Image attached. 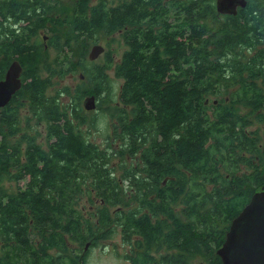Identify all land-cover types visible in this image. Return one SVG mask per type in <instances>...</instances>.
<instances>
[{"label":"trees","instance_id":"trees-1","mask_svg":"<svg viewBox=\"0 0 264 264\" xmlns=\"http://www.w3.org/2000/svg\"><path fill=\"white\" fill-rule=\"evenodd\" d=\"M68 5L0 0V81L2 54L4 67L15 59L23 68L22 86L0 109V264H58L68 251L66 238L81 244L95 236L94 222L80 220L79 188L69 194L68 184L86 183L88 202L101 198L106 205L100 211L110 216L118 186L110 171L112 150L83 138L85 121L78 108L85 96L110 93L108 73L123 78L122 101L143 108L132 132H146L150 123L147 147L137 145L136 137L131 151H141L144 168L157 171L148 173L153 184L165 172L177 177L182 191L188 186V201L206 188L221 158L235 151L233 140L244 137L242 126H232L234 110L227 106L264 107V0H246L235 16L219 15L215 0H73ZM47 31L52 35L47 46L58 53L53 61L58 69L42 63L47 46L37 38ZM116 34L126 47L120 63L108 52L101 54V64L89 61L88 44ZM75 72L87 81L88 90L62 87L54 96L48 94L54 79ZM224 72L230 77L209 76ZM223 83L234 92L227 95L228 103L221 98L210 125L211 104L205 101L219 97ZM63 95L69 97L67 103ZM107 100L111 103L109 96ZM22 116L44 127V146L21 134ZM209 139L213 147L207 146ZM217 152L219 160L213 158Z\"/></svg>","mask_w":264,"mask_h":264},{"label":"flooded vegetation","instance_id":"flooded-vegetation-1","mask_svg":"<svg viewBox=\"0 0 264 264\" xmlns=\"http://www.w3.org/2000/svg\"><path fill=\"white\" fill-rule=\"evenodd\" d=\"M47 28L54 27L50 25ZM46 33L47 36L42 40L47 46L52 35L48 31ZM121 57L122 54L120 58H116L115 64L120 63ZM14 62L18 60L11 59L9 65L4 67L5 56L2 54V74L3 68L5 69L2 82ZM21 69L23 70L22 67ZM22 70L19 75L20 87L23 83ZM225 75L230 77L227 72L212 73L209 76ZM115 81L116 87L113 86L107 96H85L78 105L82 121H85L81 124L82 129L96 122V118L108 119L105 127V133L108 135L106 148L112 150L110 171L118 181L117 193L112 194L110 216L102 215L100 209L106 204L101 198L93 199L94 204L88 206L89 213L93 215H86L85 206L93 202L87 200L86 183L68 184L69 194L73 193L76 187L79 188V209L83 214L80 220L94 221L92 229L95 236L81 244L69 242L66 238L68 251L58 264H86L89 251L93 248H97L101 255H110L116 264H224L219 252L224 247L233 220L246 208L255 194L264 192V137L256 125L257 121L260 124L264 121V107L255 110L246 105L227 106L235 111L230 119L233 121L232 126L236 129L242 126L244 137L233 140L235 151L221 158L222 163H218L217 173L206 188L204 186L206 191L194 193L191 201H188V194L185 193L186 189H189L188 186L182 191L177 177L173 173L166 175L165 172L163 179L153 184L148 173L157 171L152 172L144 168L141 151L136 154L131 151L136 137L137 145L147 147L150 123L146 124V132H142L139 127V132H132L131 125L135 123V119L141 120L143 108L135 103H124L121 96L124 80L117 76ZM223 84L225 88L219 97L212 96L214 100L208 101L212 98L209 97L205 101V105H209V102L211 104L207 111L210 125L216 121L215 108L221 98L228 103L227 95L234 92L233 88ZM217 86L218 83L213 85L215 88ZM108 96L111 103L107 100ZM86 101H89L88 107ZM101 104L105 105L104 114L99 108ZM239 107L242 108L241 111L246 112L237 113L236 108L239 110ZM143 114L148 116V111ZM89 116L91 121L89 119L86 123V117ZM122 118L125 122L120 120ZM72 121L78 125L76 120ZM252 124H255L254 129L251 128ZM96 132L99 134L97 127ZM82 136L87 142L98 146L86 133ZM159 138L161 140L162 136ZM212 140L209 139L207 146L215 145ZM218 156L220 152L214 154L213 158L219 160ZM148 186H155L157 189L150 192L146 190ZM248 194L250 196L247 199ZM219 196L222 199H219ZM155 204L159 205L157 209H153Z\"/></svg>","mask_w":264,"mask_h":264},{"label":"water","instance_id":"water-1","mask_svg":"<svg viewBox=\"0 0 264 264\" xmlns=\"http://www.w3.org/2000/svg\"><path fill=\"white\" fill-rule=\"evenodd\" d=\"M245 6L246 0L215 1L219 15L235 16L238 8L243 9ZM103 52L102 45L93 46L88 55L89 61L96 60ZM21 70L18 62L12 63L4 81H0V109L9 103L12 95L20 88ZM85 104L88 107L89 101ZM219 255L224 264H264V192L255 194L233 220Z\"/></svg>","mask_w":264,"mask_h":264},{"label":"rangeland","instance_id":"rangeland-1","mask_svg":"<svg viewBox=\"0 0 264 264\" xmlns=\"http://www.w3.org/2000/svg\"><path fill=\"white\" fill-rule=\"evenodd\" d=\"M60 1H61V3H64L65 6H69L68 4L73 2V0H60ZM64 12H65V14H68V12H66V11H64ZM55 16L60 17L61 18L60 20H62V15L59 12L55 13ZM58 27L60 28L59 24H58ZM55 28H57V27H55ZM46 36H47V33L42 32L38 35L37 40L41 41V39L45 38ZM93 44L94 43L88 44V48H87L85 54H87L88 52L90 53L92 47L95 46ZM95 44L96 45H102L104 48V53L108 52L110 55L114 56V60H116V58H120L122 52L125 50V46H124L123 41L120 38L119 34L113 35L107 40H106V38L99 37V42H97ZM72 47H75V49L77 50L76 53H79L81 51L80 48L76 47V45L74 43H72ZM57 55H58V53L56 52L55 49L47 46L46 54H45L46 59L42 60V63L48 64L51 69H58V67H56L53 64V61L55 60V57ZM94 62H96L97 64H101L103 62V55H100ZM41 66L42 65H39V72H40ZM64 67H65V65H64ZM45 75H46L45 73L41 72V76L44 77ZM108 76H109V79H110L111 83L113 84V86L116 87V81H115L116 78L111 73H108ZM82 82H84V83H82ZM53 84H54L53 88L51 90H49V92H48V94L50 96H54L55 91L59 90L62 87H68V88L75 89V87L77 88L78 86H81L80 91L88 90V88H89L87 81H84V80L81 81L79 79L78 72H75L71 76L66 75V76H64L63 79H56V80L54 79ZM62 99L65 103H67L69 100V97H67L66 95L65 96L63 95ZM215 99H218V98H215ZM82 100H83V98L81 100H79L80 104H81ZM209 100L212 101V100H214V98L213 97L209 98ZM104 107H105V105H103V104L99 105V108L103 114H104V111H103ZM241 109L242 108L239 107V110H237V113H240ZM22 111H24V110L22 109ZM97 112H99V111L97 110ZM241 112L244 113L246 111L242 110ZM89 119H90V116H89V118L86 117V123H88ZM90 121H91V119H90ZM107 124H108V119L106 117H103L101 119L96 118V122H94L92 124L90 123L89 126L84 127L82 129V132L86 133V135L89 136L90 140L95 142L99 147L101 146V148H106L108 135L105 133V131H106L105 127ZM256 125L260 128L259 133H261L262 137H264V121L262 122V124L258 123V121H257ZM95 127L98 128L99 134H97V132L95 133ZM251 128L254 129L255 124H252ZM20 132H21V134L26 133L27 135L36 138V140L39 143H41L42 146H44L43 144H44L45 132H44L43 126L37 125L34 121L26 118L25 116H22ZM18 139H19V137L17 136L16 138H9L8 141L10 143H12V141H17ZM5 186L6 187L9 186V181L7 184L5 183ZM93 204H94V201L92 202V204L88 203V205L85 206L86 215H88V216L93 215V213H89L90 209L88 207L89 205H93ZM90 222H94V221L92 220ZM49 255L53 259L57 255V253L54 250H52V251H49ZM86 264H116V262L113 260V258L110 255H101L100 251L97 248H93L89 251V256L87 258Z\"/></svg>","mask_w":264,"mask_h":264}]
</instances>
